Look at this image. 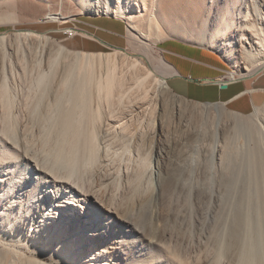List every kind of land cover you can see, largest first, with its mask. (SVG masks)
Returning a JSON list of instances; mask_svg holds the SVG:
<instances>
[{"label":"rangeland","instance_id":"obj_1","mask_svg":"<svg viewBox=\"0 0 264 264\" xmlns=\"http://www.w3.org/2000/svg\"><path fill=\"white\" fill-rule=\"evenodd\" d=\"M115 1L49 0L47 4L41 0H0V124L7 112L2 98L5 91L11 97L13 127L9 132L13 128L15 138L27 145L26 154L33 160L0 170V207L18 200L9 213L13 227L5 220L0 226V251L10 253L12 262L19 255V264H27L29 259L42 264H70L66 252L72 264H85L82 261L92 257L82 250L81 242H87L80 239L86 232L84 224L74 221L71 227L67 217L62 218V226L54 224L53 218L46 222L47 231L53 226L48 235L51 245L41 246L42 253L40 248L30 247L33 219H41L38 214L47 208L40 205L44 180L35 170L42 167L73 182L78 179L95 201L87 206L100 203L110 210L106 212L108 230L103 226L104 234L87 248L93 250L99 264H177V256L191 264H247L249 259L253 264H264V152L257 150L252 140L257 135L253 133L246 140L234 134L230 122L235 119L231 113L236 112L224 104L206 101L211 97L202 94L201 88L196 95L199 100H195L178 93L170 76L165 81L171 92L156 94L153 79L141 87V72L129 64L136 59L140 67L154 68L161 59L174 69L166 45L180 43L206 49L219 68H226L229 81L230 72H234L233 81L255 78L262 70L244 77V56L256 53L255 42L262 45L264 53V15L256 11L258 7L264 12V0H148L163 40L154 43V31L144 37L145 27L133 32L149 45L150 56L129 45L126 29L134 25L114 17ZM105 6L111 10L110 15L101 12ZM49 13L58 19H48ZM107 21L122 26V44L90 53L97 58L92 77L95 82L103 79L107 69L115 66V100L109 111L95 84L88 86V98L81 107L94 113L83 119L78 146L71 148L68 140L60 139L64 118L69 111L78 108V115L83 108L71 95L76 78L62 85L77 52L70 47L72 37L64 32L71 30L76 37L86 33L85 24L108 25ZM225 21L229 30L217 38ZM249 26V31L245 30ZM23 31L47 37L49 51L40 55L39 39H18V32ZM61 46L65 47L63 51L59 50ZM203 56L199 54L206 59ZM41 78L45 81L38 84ZM118 79L124 83L119 84ZM217 122L219 145L212 155L213 126ZM93 129L96 137L89 140L86 133ZM94 146L96 154L90 157ZM246 204L251 212L249 225L244 217ZM259 209L261 216L257 215ZM42 229L38 228V233H44ZM53 234L58 238L52 239ZM17 238L23 241L17 242ZM247 243L255 246V258L252 261L247 255V261L242 262L239 254Z\"/></svg>","mask_w":264,"mask_h":264},{"label":"bare ground","instance_id":"obj_2","mask_svg":"<svg viewBox=\"0 0 264 264\" xmlns=\"http://www.w3.org/2000/svg\"><path fill=\"white\" fill-rule=\"evenodd\" d=\"M41 1H44L47 4L50 3L49 0H41ZM114 5H115L114 11H113L114 17L122 18L128 24L134 25L133 27H131V28L128 27V29H126L127 30L126 31V37H127L128 42H129V45L133 46V47L134 46L137 47L139 50L143 51L147 56H150L151 53H150L149 45L147 43L139 40V36L136 35L133 31L141 29V27H145L147 30V33L142 34L144 37L148 38L151 35L152 31H154L155 32L154 43L163 40V38L161 37V35L159 33L158 24L155 20L154 7L150 6V8H149L148 0H116L114 2ZM131 8H133V9H131ZM142 8H143V10H142ZM130 9L133 11H131ZM256 9H257L256 11L258 12V14L264 15V12L259 11L258 7H256ZM101 12L105 15H110L111 10L109 9V7L105 6L104 9L101 10ZM136 13H138V14H136ZM48 19L53 21V20L58 19V18H56L55 15H52L51 13H49ZM263 21H264V19H263ZM249 28H250V26L247 27L245 30L249 31ZM227 30H229V25L225 21L224 25L222 26V29H219L217 31L216 37L222 38ZM82 35L86 36L84 33ZM17 38L18 39L23 38L24 40H30V39H35V38L39 39L40 42L38 43L37 48L39 49L41 56H43L44 53H47V51H49L48 46H47L48 45L47 37L43 36L42 34H38V33L32 32V31H23V32H18ZM214 44H217L216 41L214 42ZM254 44L257 45L256 46V53L255 54L246 53L244 56V58L246 59V64L244 67L246 74L244 75V77L249 76L251 74H255V73L257 74V72L264 70V53L262 52L263 47L259 42H255ZM257 48H259V49L257 50ZM64 49H65V47H63V46H61L59 48L60 51H63ZM225 53L228 56V58H230L227 51H225ZM75 54H76V62L71 65V67L69 69V74H67L65 79H63V81H62V85H66L67 83H69L68 81L70 80V78H73V77L76 78V81H75L76 84L75 85L73 84L75 86V88H74V91H71V95L73 94L74 97L73 96L72 97H73L74 101H76V105H80V108H83V110L80 109V113L78 115H76L75 111L78 108L75 107L76 110L74 111L71 109V106H70V109L72 111H69L65 115V118H64L65 123H64V128H63V132H62L60 139H61V141H67L68 140V143L71 145V148H76L78 146L79 141L77 140V136L81 133V128L84 124L83 119L85 117H89V116L92 117V115L94 113V110H92V109L90 110V109H87V107L86 108L81 107L82 104H84V102H86V99L88 98V96L86 94L87 90H88V86L91 83H93V85L95 84V87L97 88L96 90H98L99 93L104 96L105 102L108 103V110L109 111H111L110 105L115 100V99H113L114 94L112 93V88H113L114 77L116 75V72H115L116 67L115 66L109 67L107 69L106 75L104 74L105 77L103 76L104 77L103 79H100V80L95 82L93 77H92V69L94 68V65L96 64V59H97L96 55H92L90 53H86L83 51H77ZM121 55H122V53H121ZM129 64H130L131 68L141 72V75L143 76V77L141 76L142 78L139 79L140 80L139 85L141 87H144V85L149 81V79H153L156 94L159 91L171 92L170 88L167 86L165 79H166V76H171L173 74H176V72L173 68L168 67L161 59L157 60L156 66L154 68H144L143 66L140 67L139 65L141 63L136 59L132 60ZM150 70L153 71L152 72L153 76H152ZM233 74H234V72L229 73L230 81L235 80V79H232L234 76ZM43 81H45L44 78H41L39 80L38 84L43 83ZM118 82H119V84L124 83V81L121 82V79H118ZM2 88L4 90L5 85H2ZM4 92L2 94V98H3V103L6 105L7 112L3 116L2 123L0 124V145L2 146V149L0 148V152L2 153V156L0 155V170L6 169V168L9 170L12 168H16V166L18 167L19 161H23L26 163L27 160H30V161H33V160L28 158V155L26 154L27 150H25V148L27 149V147H26L27 145H24L25 146V148H24V146L20 143L21 141H19L17 138H15L16 136L13 134V128L11 129L12 132H9V129L11 127H13V120H11V118H10V110H9V105L11 103V97L9 96L8 93H4ZM88 93H90V92H88ZM81 95H84V96L82 97ZM81 98H83V99H81ZM87 102H88V100H87ZM83 106H85V105H83ZM205 106H210V105H205ZM231 114H234V118H235L232 122H230V128L234 132V134L239 136V138L241 137V139L247 140V139H250L251 137H249V136L250 135L252 136L254 133L255 136L256 135L257 136L255 138L252 136V140L256 144V149L260 150L261 152H264V108H262L260 105V106H255L253 112L250 114H245V115L244 114H237V113H231ZM75 115L78 117H76ZM74 116H75L76 122L73 121ZM241 120H244L245 123L242 122ZM213 128H214L213 129L214 130V137H213L212 145H211L212 155L217 151V148L219 145V139H218L219 123L218 122L215 123ZM243 132H246L248 134V136L246 134H243ZM86 135H87V138L89 140H94L96 137L95 129L88 131L86 133ZM23 142H25V141H23ZM95 154H96V147L94 146L92 149L90 157H94ZM35 170H37L39 172V174H37V173L36 174L38 176L42 177L44 180L43 185L40 186L41 187V191L39 193V199L41 201L40 205L41 206L47 205V208H45V209L43 208L40 211V213L38 214V217H40L41 219H38L37 221H36L37 218L33 219L34 225L33 224L32 225L34 228H33L32 233L29 236V239L32 240L30 247L31 248H40L41 246H44L45 244H46V246H50L51 244L48 245V241H49L48 235L51 234L53 226L51 229H49L47 231L45 228V225L47 224L46 222L50 221V219L53 218L54 224H56L58 222V225L62 226V224H63L62 218L67 217V219L70 218V226L71 227L73 226L72 223L74 221L81 223V226H83V224H84L83 230H85L86 232L81 233V234L79 233V234H80V239H86L87 242L85 243L84 240H83V242H81V243H84L82 250H84L86 253L89 252L90 255H92V257L89 256L90 260L88 259V261H82V263L86 262L85 264H99L98 259H94L96 257L93 254L94 253L93 250L91 249V251H88L87 248H89V246L92 245L93 243L97 242L98 237H101L104 234V232L106 231L103 229L104 227H107V230H108V226H109L110 222H109V218H108L106 212H110V210L103 207V205L100 203H98V204L101 206H87L86 204L88 202L89 203H91V202L95 203V201H92L91 195L88 194L85 190H83L82 186L77 183V180H78L77 178H76L77 180H75L76 182L75 181L73 182V180L71 181L68 178V176L66 177V174L64 175L66 178H62L63 176L59 177L60 174H57V175H59V176H57L55 173H53L55 170L53 172H52V170L51 171H49V170L47 171L45 169L42 170V167H41V169L37 167ZM56 170H57V168H56ZM13 172L14 171L12 170L9 173H13ZM55 172H57V171H55ZM68 173L69 172H67V174ZM71 179H72V177H71ZM73 179H74V177H73ZM2 180H3V176H2V173H0V181H2ZM0 194L3 195L2 193H0ZM10 194L13 197L14 191H12ZM19 196H20L19 199L21 200V198H23L24 195L22 194ZM12 197L10 196V199H12ZM28 198H29V196H28ZM14 202L18 203V200H16V201L14 200ZM14 202L11 205H9V204L6 205L7 207H4V208L0 207V226L4 225L5 222H3V220H5L9 227H13V222H11V219L9 217V213L11 214L10 210H11L12 206L15 205ZM45 202H46V204H45ZM8 203H10V202H8ZM243 206H244V210H245L244 217L246 219V222L249 225L251 222V212L249 210V205L246 204ZM88 208H90V213L87 212ZM45 210H47L49 212L45 213L44 212ZM71 215H73L72 218H71ZM101 215L103 216V218L101 217ZM257 215L258 216L262 215L261 209H259V211H257ZM100 217H101V220H98ZM102 221H105V223H101ZM40 227L43 228L42 230H45L44 233H42V231L41 232L39 231V233H38V228H40ZM87 227H88V229H87ZM251 228L252 227L249 226V229H251ZM55 229L54 230L56 232H58L57 228H55ZM75 229L77 231V228H75ZM6 232L8 233L9 231H6ZM250 232H251V230L248 231V233H250ZM28 234H29V231H28ZM53 235L54 236L52 237V239L58 238V236H57L58 234H53ZM247 236H248V234H247ZM16 241L22 242L23 240L21 238H17ZM45 241H47V243ZM64 247L67 249L66 246H64ZM245 247H246L245 249L243 248L241 251L239 250L240 251V254H239L240 258H238V259L242 260V262H244V260L247 261V258H246L247 255H251V258L253 261L255 258L254 257L255 250H256L255 246L252 243H249V244L247 243L245 245ZM41 249L42 248H40L38 250L40 253H42ZM103 249H105V247L100 248V250L105 252ZM16 256H17V258L15 259V261L17 263L11 261L14 258H11L10 253L0 251V264H19V263H21V262H19V261H22L21 258L19 257V255H16ZM65 256L67 258H69L70 264H72L69 252L68 253L66 252ZM218 256H220V255H218ZM180 257L177 256L175 259V260H177L176 261L177 264H179L178 260H180L181 263L183 262L182 264H191L190 263L191 261H187L186 259L185 260L187 262L185 260L183 261L182 257H181V259H180ZM247 262H248L247 264H251V263L253 264L254 261L251 262L249 259V261H247ZM26 263L27 264H42L40 261L35 260V259L26 260ZM217 264H222V263L220 261H218Z\"/></svg>","mask_w":264,"mask_h":264},{"label":"crops","instance_id":"obj_3","mask_svg":"<svg viewBox=\"0 0 264 264\" xmlns=\"http://www.w3.org/2000/svg\"><path fill=\"white\" fill-rule=\"evenodd\" d=\"M107 24H85L86 36H73L70 47L76 51L92 53L102 51L107 46H119L122 44V26L115 21H107ZM166 48L176 72L170 76L171 83L178 93L199 100L196 95L199 94L198 88H201L202 94L208 93L205 95L211 97L206 101L224 104L231 111L241 114H250L255 106L264 103V70L255 78L229 81L226 68H219L216 59L206 49L180 43H168ZM199 54L206 59H201ZM222 84L225 89L220 88Z\"/></svg>","mask_w":264,"mask_h":264},{"label":"built area","instance_id":"obj_4","mask_svg":"<svg viewBox=\"0 0 264 264\" xmlns=\"http://www.w3.org/2000/svg\"><path fill=\"white\" fill-rule=\"evenodd\" d=\"M65 35H67V37L71 38L73 37L76 33L71 31V30H67L64 32Z\"/></svg>","mask_w":264,"mask_h":264},{"label":"water","instance_id":"obj_5","mask_svg":"<svg viewBox=\"0 0 264 264\" xmlns=\"http://www.w3.org/2000/svg\"><path fill=\"white\" fill-rule=\"evenodd\" d=\"M220 88H221V89H225V85H224V84L220 85ZM204 104H210V105H212L213 107H216V106L218 105L217 103H204Z\"/></svg>","mask_w":264,"mask_h":264}]
</instances>
